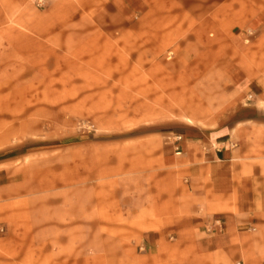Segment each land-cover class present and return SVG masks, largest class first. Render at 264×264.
<instances>
[{"label": "rangeland", "instance_id": "rangeland-1", "mask_svg": "<svg viewBox=\"0 0 264 264\" xmlns=\"http://www.w3.org/2000/svg\"><path fill=\"white\" fill-rule=\"evenodd\" d=\"M119 1L0 0V264L212 262L175 147L264 110V0Z\"/></svg>", "mask_w": 264, "mask_h": 264}, {"label": "crops", "instance_id": "crops-1", "mask_svg": "<svg viewBox=\"0 0 264 264\" xmlns=\"http://www.w3.org/2000/svg\"><path fill=\"white\" fill-rule=\"evenodd\" d=\"M124 1L131 6L132 0ZM121 2L116 3L119 8ZM175 149L182 155L181 162L189 166L183 173L189 177L191 192L205 195L206 218L191 221L202 239L195 254L212 259L208 264H236L239 258L242 263L237 264H258L260 257L255 258L246 245L240 250L234 233L264 227V110L257 104H242L234 127L213 129L203 140L187 135ZM147 239L155 254V246H165L168 254L164 238L152 234ZM179 242L189 239L181 237ZM179 242L175 240L173 246ZM176 248L172 255L181 252L180 245Z\"/></svg>", "mask_w": 264, "mask_h": 264}]
</instances>
